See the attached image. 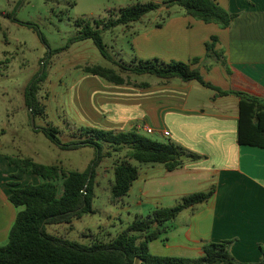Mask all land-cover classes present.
Returning a JSON list of instances; mask_svg holds the SVG:
<instances>
[{
    "label": "crops",
    "instance_id": "crops-1",
    "mask_svg": "<svg viewBox=\"0 0 264 264\" xmlns=\"http://www.w3.org/2000/svg\"><path fill=\"white\" fill-rule=\"evenodd\" d=\"M155 2L160 7L154 10L152 20L144 15L136 22L120 25L123 35L129 36L136 58L191 63L216 88L243 91L264 100V0H214L234 14L226 27L194 18L178 6L167 8L166 0ZM114 29L103 35L114 33ZM206 43H213L216 54L206 55ZM194 58L197 61L192 63ZM133 74L123 76L147 85L114 84L93 74L85 77L89 83L87 105L89 101L95 105L82 120L85 126L113 131L135 129L144 136L146 127H151L154 140L175 143L199 158H186L172 170L163 163L131 160L139 168L138 178L124 197L112 203H121L128 214L132 211V221L157 207L173 206L185 195L214 187L207 200L164 222V232L148 242V251L157 256L194 258L203 254L208 242L232 240L230 253L237 262L260 263L264 260V148L238 143L239 98L232 93L221 95L196 80L157 77L152 81L143 77L146 73L137 78ZM15 171L16 166L0 155V244L7 241L22 208L8 200V181L16 180L19 186L39 181L31 172L13 178ZM135 182L137 189H132ZM109 224L105 221L102 226ZM83 234L87 236L86 229Z\"/></svg>",
    "mask_w": 264,
    "mask_h": 264
},
{
    "label": "trees",
    "instance_id": "trees-1",
    "mask_svg": "<svg viewBox=\"0 0 264 264\" xmlns=\"http://www.w3.org/2000/svg\"><path fill=\"white\" fill-rule=\"evenodd\" d=\"M171 6H178L194 18L222 27L228 26L234 17V14L218 6L214 0H166V7ZM159 7L160 4L153 1H135L119 9L117 13L111 12L106 19H94L92 23L77 20L79 30L68 39V44L91 39L101 56L118 67L88 64L83 66V71L114 84L146 86L147 83H134L123 76V73H146L162 79L177 77L183 81L196 80L221 95L235 94L239 98L238 143L264 148V100L243 91L220 90L205 81L191 63L184 61L164 62L158 58L134 57L129 63H119L112 58L103 42V32L136 22ZM41 38L44 41L43 36ZM214 40L212 37V41ZM213 46V43L205 44L206 55L216 54ZM64 48L50 50L49 54L60 52ZM196 61L197 58H194L192 63ZM44 77V71L36 74L24 89V103L33 116L43 114L44 109L38 101L37 91L38 82ZM39 129L61 149L71 150L88 145L94 147L95 154L84 170H67L60 164H43L30 157L6 156L7 161L16 166L11 177L20 179L25 173L31 172L39 181L27 182L23 186H19L16 180L8 181V200L15 207L22 208L9 229L7 241L0 244V264H134L135 258L142 264H213L216 261L253 264L236 261L230 253L232 240L208 242L203 246V254L194 258L157 256L148 251V242L164 232V222L173 219L183 209L207 200L214 193V187L208 191L185 195L173 206L157 207L146 215L136 216L114 236L94 238L87 244L48 232L46 226L49 224H71L74 219L95 212L92 202L95 197L96 168L105 156V144L114 151L126 150L125 157L112 167V202L124 197L133 181L138 178L139 168L131 160L139 164L163 163L167 170H172L183 164L186 158L198 159L199 155L187 152L172 142L150 139L137 133L135 129L113 131L83 126L77 129L79 135L68 142L60 139L56 127L43 126ZM88 175L90 177L86 185ZM257 264H264V260Z\"/></svg>",
    "mask_w": 264,
    "mask_h": 264
},
{
    "label": "rangeland",
    "instance_id": "rangeland-1",
    "mask_svg": "<svg viewBox=\"0 0 264 264\" xmlns=\"http://www.w3.org/2000/svg\"><path fill=\"white\" fill-rule=\"evenodd\" d=\"M155 0H0V155L30 157L43 164H60L67 170H84L94 157L92 146L61 149L51 142L41 127L53 126L63 142L75 139L78 128L85 126L87 113L95 109L87 105L89 87L83 66L99 64L112 66L101 56L92 40L68 44V39L79 30L76 21L106 19L111 12L135 2ZM172 7V6H171ZM178 8L173 6L172 9ZM151 18L154 11L145 14ZM143 18V17H142ZM147 19V18H146ZM123 26L106 32L103 42L115 62L126 63L135 56L129 36L122 33ZM41 36H43L44 41ZM67 45L66 48H64ZM64 48L49 54L50 50ZM116 68H118L116 66ZM45 72L38 82L37 98L43 114L32 115L24 103V89L37 74ZM134 78L141 76L133 74ZM154 81L157 77L146 74ZM205 90L209 91L207 88ZM146 136L154 139L147 133ZM167 142V141H166ZM105 156L96 168L94 213L85 214L71 224L59 223L46 226L48 232L81 243L94 238L115 234L134 217L123 205L112 203L109 173L117 159L125 157V149L114 151L104 145ZM109 153H108V152ZM59 187L61 183L59 181ZM135 182L132 189H137ZM109 221L108 226L102 223ZM87 230V236L83 234ZM90 231V234L88 232ZM85 233V232H84Z\"/></svg>",
    "mask_w": 264,
    "mask_h": 264
},
{
    "label": "built area",
    "instance_id": "built-area-1",
    "mask_svg": "<svg viewBox=\"0 0 264 264\" xmlns=\"http://www.w3.org/2000/svg\"><path fill=\"white\" fill-rule=\"evenodd\" d=\"M145 131H146L147 133H152V128H151V127H146ZM163 134H164L165 136H168V135H169V132H168V131H163Z\"/></svg>",
    "mask_w": 264,
    "mask_h": 264
},
{
    "label": "water",
    "instance_id": "water-1",
    "mask_svg": "<svg viewBox=\"0 0 264 264\" xmlns=\"http://www.w3.org/2000/svg\"><path fill=\"white\" fill-rule=\"evenodd\" d=\"M89 177H90V175H88V179H87V181H86V185H87V183H88ZM134 264H142V263L139 262V259H138V258H135V260H134Z\"/></svg>",
    "mask_w": 264,
    "mask_h": 264
}]
</instances>
